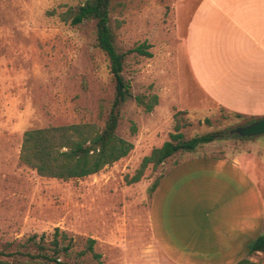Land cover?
I'll return each instance as SVG.
<instances>
[{
    "label": "rangeland",
    "instance_id": "1",
    "mask_svg": "<svg viewBox=\"0 0 264 264\" xmlns=\"http://www.w3.org/2000/svg\"><path fill=\"white\" fill-rule=\"evenodd\" d=\"M86 1L0 0V249L14 250L34 234L50 240L59 228L72 238L81 264H97L90 252L77 255L87 237L96 239L104 264H159L149 221L153 181L186 159L243 154L264 192V135L225 136L254 118L202 104L184 40L197 0H112L109 24L117 50L126 52L122 73L131 84L116 131L134 148L97 173L67 180L39 175L22 163L26 130L83 122L103 126L111 110L116 81L97 45L96 21L72 25L60 16ZM144 42L151 45V57L128 52ZM137 94H157L158 104L146 111ZM179 110L186 113L176 115ZM177 122L185 138L212 131L222 137L178 151L157 168L149 165L139 181L129 182ZM197 175L191 171L185 178ZM187 192L200 206L202 197L195 194L201 190L190 184Z\"/></svg>",
    "mask_w": 264,
    "mask_h": 264
},
{
    "label": "crops",
    "instance_id": "2",
    "mask_svg": "<svg viewBox=\"0 0 264 264\" xmlns=\"http://www.w3.org/2000/svg\"><path fill=\"white\" fill-rule=\"evenodd\" d=\"M188 22L187 61L202 104L264 116V0H197ZM244 158H190L164 174L149 211L159 264H264V252L251 251L264 233V192ZM191 171L198 175L188 181Z\"/></svg>",
    "mask_w": 264,
    "mask_h": 264
},
{
    "label": "trees",
    "instance_id": "3",
    "mask_svg": "<svg viewBox=\"0 0 264 264\" xmlns=\"http://www.w3.org/2000/svg\"><path fill=\"white\" fill-rule=\"evenodd\" d=\"M112 0H87L83 4L68 6L61 13V19L72 25L83 20L96 21V40L98 47L107 55L110 70L116 81V96L111 110L103 126L93 122L73 123L67 125H49L46 127L28 129L23 134L20 149V161L34 168L39 175L61 179L80 178L103 169L122 157L128 155L134 148L133 142L118 135L116 129L119 121V106L129 93L131 84L123 75L126 52H119L115 45L116 34L110 27V13ZM151 45L144 42L128 50L151 57ZM138 104L146 111H152L158 104V95L137 94ZM179 110L176 115L185 114ZM175 115V116H176ZM242 116L243 114L237 113ZM181 124L177 122L175 131L161 146L154 147L144 156L139 168L128 180L139 181L145 170L152 165L157 168L178 151H189L197 146L214 141L222 137L221 131H212L185 138L180 131ZM176 165V164H175ZM162 174L151 184L149 191L153 194L159 185ZM66 232L56 228L53 238L47 240L42 234L39 238L30 236L21 247L14 250L0 249V264H81L73 255V240ZM96 239L86 238V248L77 255L90 252L97 264H104L102 254L94 248ZM31 249H34L32 251ZM251 251L264 252V233L260 234L252 243ZM236 264H260L243 258Z\"/></svg>",
    "mask_w": 264,
    "mask_h": 264
},
{
    "label": "water",
    "instance_id": "4",
    "mask_svg": "<svg viewBox=\"0 0 264 264\" xmlns=\"http://www.w3.org/2000/svg\"><path fill=\"white\" fill-rule=\"evenodd\" d=\"M224 135L228 137L239 136L247 138L264 135V116L254 118L245 124L228 129Z\"/></svg>",
    "mask_w": 264,
    "mask_h": 264
}]
</instances>
